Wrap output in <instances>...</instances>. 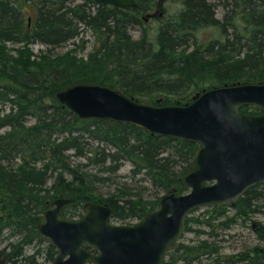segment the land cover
I'll use <instances>...</instances> for the list:
<instances>
[{
    "label": "trees",
    "instance_id": "obj_1",
    "mask_svg": "<svg viewBox=\"0 0 264 264\" xmlns=\"http://www.w3.org/2000/svg\"><path fill=\"white\" fill-rule=\"evenodd\" d=\"M157 1L120 8L95 0H0V235L8 264L36 263L43 249L46 260L53 259L56 250L40 237L37 222L54 198L73 199L61 209L65 216H80L87 201L101 202L114 210L115 221L128 224L157 207L161 195L144 198V180L163 193L183 190L197 146L126 123L81 118L61 103V90L84 82L139 102L183 105L212 86L264 83V0H178V8L149 29L144 16ZM134 26L137 38L129 31ZM204 28L215 34L201 39ZM65 44L71 47L52 53ZM34 45L45 48L35 52ZM122 161L130 163V179L140 176L138 186L123 182L107 195L96 193ZM229 207L232 215L225 214ZM262 208L264 181L233 205L207 207L204 219L192 211L185 230L194 221L214 237L217 227ZM32 243L37 247L26 254ZM219 248L208 238L180 242L164 264H264V246L232 255Z\"/></svg>",
    "mask_w": 264,
    "mask_h": 264
},
{
    "label": "water",
    "instance_id": "obj_2",
    "mask_svg": "<svg viewBox=\"0 0 264 264\" xmlns=\"http://www.w3.org/2000/svg\"><path fill=\"white\" fill-rule=\"evenodd\" d=\"M135 8V0H95ZM163 1L144 19L160 17ZM81 118L126 123L197 144L183 177L185 192L163 193L155 209L132 223L112 221L107 204L87 201L79 217L61 213L73 199L57 197L40 214L37 230L56 253L49 264H164L179 246L186 218L200 207L233 205L264 181V83L212 86L183 105H148L108 86L74 83L58 94ZM251 106L256 113L243 112ZM0 264H8L0 249Z\"/></svg>",
    "mask_w": 264,
    "mask_h": 264
},
{
    "label": "rangeland",
    "instance_id": "obj_3",
    "mask_svg": "<svg viewBox=\"0 0 264 264\" xmlns=\"http://www.w3.org/2000/svg\"><path fill=\"white\" fill-rule=\"evenodd\" d=\"M210 1L215 2V0H210ZM178 6H179L178 0H164L163 1V13L161 15V16H163L162 18L167 17L170 13L175 11L178 8ZM154 10H155V8L151 9L149 12H153ZM215 13L217 16L220 17L223 14L222 8L217 6L215 8ZM145 23L149 29H154L158 24V19L155 17H152V18H149V20L146 21ZM129 31H130V34L132 35L133 38H137L140 34V27H138V26L131 27ZM213 34H215L213 29L204 28V29H201V31L199 32L198 35L201 39L207 40V39L211 38V36H213ZM70 47H71L70 44L61 45V46L53 48L52 53H55V54L62 53L64 51H66L67 49H69ZM39 48L44 49L45 47L41 46V45H34L33 46V50L35 52H38ZM82 53L83 52H78L77 55L81 56V55H83ZM78 83H84V82H78ZM141 103L153 105V106L164 105L161 103L160 98L157 100V102L155 104L145 102V101H142ZM129 174H130V163L128 161H122L120 163L118 170L116 172H114L113 174H111L110 180H108L106 182H100L96 185V189H95L96 193H98V194L101 193L103 195H107L109 192H112L116 186L120 185L123 182H127L130 185L137 187L138 183H136L135 181L137 179H139L140 176H135L133 179H130ZM143 185H146V189L142 190V194H143L144 198L154 199L156 196L163 194V192H161L162 190L150 186L149 182L147 180H144ZM185 191H187V190H185L184 185H183V190L181 192H185ZM158 202H159V200H158ZM99 203H101V202H99ZM102 204H105V203H102ZM206 208L207 207H200L192 215L194 217L198 216L199 219H204L209 215V211L205 210ZM81 211L83 213V206H82ZM233 213H234V209L232 207L227 208V210L225 212L226 215H232ZM77 217H79V216H76V218ZM194 217H193V220L195 219ZM222 219H224V216L220 217L217 220H214V223H216ZM136 220H138V219H136ZM136 220H134V221H136ZM112 221L115 223H124V222L115 221L114 217H113ZM134 221H131L130 223H132ZM193 222L194 221H192L191 224H190V222L188 223V227L190 230H185L182 233V235L180 236V239H179V243L180 242L195 243L196 241L208 238L209 241H216L217 246L220 247L219 248L220 252L225 254V255H232V254L239 252L241 250L248 249L249 247H252L254 245L264 246V208H262V210H260V211H257V212L250 214L248 219H243L242 217L238 218L237 220L229 223L228 227H226V228L217 227L215 229L217 232V235H215L214 237L210 236L208 234V231L210 229L209 226L203 225L201 223H195V222L193 223ZM252 222L259 224L258 231H256V232L261 233L260 235L251 229L250 223H252ZM199 229L204 231V232L197 233L196 231ZM1 238H2V236L0 235V249L3 250L5 255H7L6 254L7 249L5 248L6 241L2 240ZM44 246H45L44 243L40 244V247H44ZM36 247H37V244H35V243L28 245L25 248L26 254L31 253L33 251V249H35ZM7 258H8V255H7ZM8 261H9V259H8ZM50 262L51 261L46 260V251L43 249L42 253L36 258V263H31V264H49ZM25 264H28V261H26Z\"/></svg>",
    "mask_w": 264,
    "mask_h": 264
},
{
    "label": "flooded vegetation",
    "instance_id": "obj_4",
    "mask_svg": "<svg viewBox=\"0 0 264 264\" xmlns=\"http://www.w3.org/2000/svg\"><path fill=\"white\" fill-rule=\"evenodd\" d=\"M251 224V229L253 230V231H258V228H259V224H257V223H255V222H252V223H250ZM256 233H258V232H256ZM259 235L261 234V233H258Z\"/></svg>",
    "mask_w": 264,
    "mask_h": 264
},
{
    "label": "bare ground",
    "instance_id": "obj_5",
    "mask_svg": "<svg viewBox=\"0 0 264 264\" xmlns=\"http://www.w3.org/2000/svg\"><path fill=\"white\" fill-rule=\"evenodd\" d=\"M136 8V7H135Z\"/></svg>",
    "mask_w": 264,
    "mask_h": 264
}]
</instances>
